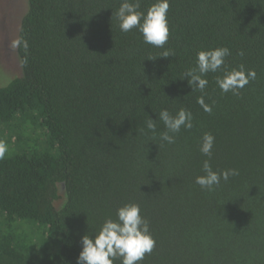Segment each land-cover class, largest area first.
<instances>
[{
  "label": "trees",
  "instance_id": "obj_1",
  "mask_svg": "<svg viewBox=\"0 0 264 264\" xmlns=\"http://www.w3.org/2000/svg\"><path fill=\"white\" fill-rule=\"evenodd\" d=\"M121 2L26 0L17 38L29 47L0 87V264H77L82 237L129 203L156 241L140 264H264V0H170L163 48L120 31ZM218 47L231 52L224 66L192 91L184 73ZM240 65L256 79L222 93L217 77ZM182 108L193 127L161 141L159 112ZM204 133L215 137L210 158ZM204 160L239 174L202 189Z\"/></svg>",
  "mask_w": 264,
  "mask_h": 264
},
{
  "label": "clouds",
  "instance_id": "obj_2",
  "mask_svg": "<svg viewBox=\"0 0 264 264\" xmlns=\"http://www.w3.org/2000/svg\"><path fill=\"white\" fill-rule=\"evenodd\" d=\"M170 0H156L145 11H140V0H122L115 12L118 27L122 32H129L134 28L143 36V41L157 48H163L169 40V25L167 14ZM13 49L23 48L28 50L27 40L21 38L11 42ZM231 54L227 47H218L210 50H201L196 56V66L184 73L189 86L193 90L204 92L208 80L204 77L207 73H215L221 70L225 64V58ZM243 55V52L238 53ZM171 50H165L159 57L173 56ZM156 58V57H155ZM148 58V59H155ZM21 65L27 63L26 56L21 59ZM255 70H245L243 65L230 72L226 71L223 77H217L216 84L222 93L232 92L239 94L250 81L255 80ZM197 103L204 112L211 114L212 106L205 103L204 97L199 96ZM166 131L160 134L161 141L168 144L175 143V135L181 128L191 129L193 127V116L190 111L180 109L175 115L167 109H162L158 114ZM146 128L155 134L156 120L148 118ZM215 137L211 133H204L201 139L199 151L206 157H211ZM7 145L0 141V160L4 159ZM204 175L196 177L195 183L202 189L212 191L220 185L221 180L227 182L229 177L239 174L236 169H227L219 173L212 170L208 160L202 163ZM82 250L77 257V264H114L119 258L121 264H140L146 255H150L156 246V241L149 231V222L141 215L140 206L136 203L125 204L116 211V219H106L94 238L85 235L82 237Z\"/></svg>",
  "mask_w": 264,
  "mask_h": 264
},
{
  "label": "rangeland",
  "instance_id": "obj_3",
  "mask_svg": "<svg viewBox=\"0 0 264 264\" xmlns=\"http://www.w3.org/2000/svg\"><path fill=\"white\" fill-rule=\"evenodd\" d=\"M25 9L26 0H9L7 15L0 13V87L7 85L20 73L16 49L11 47V42L17 39ZM3 19L6 20L4 26H2Z\"/></svg>",
  "mask_w": 264,
  "mask_h": 264
},
{
  "label": "flooded vegetation",
  "instance_id": "obj_4",
  "mask_svg": "<svg viewBox=\"0 0 264 264\" xmlns=\"http://www.w3.org/2000/svg\"><path fill=\"white\" fill-rule=\"evenodd\" d=\"M8 6H9V0H2L1 1V8H0V13L3 15L5 14V16L7 15V10H8ZM6 20H2V26L5 25Z\"/></svg>",
  "mask_w": 264,
  "mask_h": 264
}]
</instances>
